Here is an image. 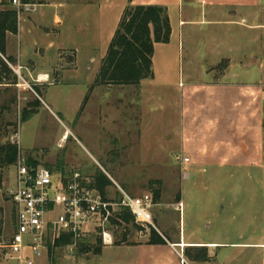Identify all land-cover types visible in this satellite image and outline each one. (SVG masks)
<instances>
[{
    "label": "rangeland",
    "instance_id": "rangeland-1",
    "mask_svg": "<svg viewBox=\"0 0 264 264\" xmlns=\"http://www.w3.org/2000/svg\"><path fill=\"white\" fill-rule=\"evenodd\" d=\"M248 8L251 15L243 14L245 19L240 24L208 26L185 35L181 42V70L186 73L189 69L196 81L209 80L201 72L204 66L214 64L213 68L223 70L230 64L227 58L220 61L219 55L237 60L234 69L239 74L243 71L240 63L264 67V0H251ZM253 24L263 26L256 29L247 26ZM102 51L103 45L98 41L90 55L93 60L89 62L84 53L79 54L77 68H74L73 50L63 51L60 53L63 57L60 73L63 69L67 71L62 78L55 77L58 72H52L41 81L26 76L23 69L17 75L12 69L17 65L8 63L13 72L12 81L15 75L16 83L0 84V242L7 240L12 230L13 211L8 191L15 188L19 160L42 164L61 173L79 171L87 181H94V176L102 172L112 179L109 178L111 185L106 187V195L114 198L118 195L113 181L131 195L152 193L158 184L151 187L149 182L160 181V197L157 202L153 200L155 205L150 213L153 224L169 239V235L177 232L180 212L177 203L182 197L192 201L203 197L216 202L220 195L226 202L234 200L236 203L226 206L222 215L236 214L239 218L238 222H226L224 228L220 226L221 231L231 234L235 228L247 232L262 221L258 225V235H263L264 176L261 178L253 173L250 180L240 173L237 181L227 175L220 181V191L213 189L206 194L201 188L208 186V182L202 181L200 174H194V182L198 181L199 186L191 185L193 187L188 189L191 180L185 179L187 170L179 161L178 138L174 133L180 121L178 102L174 101L176 96L179 98V93L148 83L94 85L97 88L90 92L89 86L99 72ZM249 54L256 56L255 61L244 59ZM253 71L251 69L245 78H254ZM85 95H88V101L81 111L80 104ZM202 95L197 94L193 101ZM24 112L27 118L23 121ZM66 129L69 132L64 137ZM12 138L18 143H12ZM6 144L15 145L17 149L11 163L1 159V149ZM191 209L197 219L206 213L200 206ZM160 217L164 218L165 229L160 225ZM184 220H187L185 216ZM150 227H141L135 222H112L94 229L72 251L66 245L49 243L48 260L50 264H94V254L86 248L93 246L98 238L103 244V232L112 234L118 241L122 237L131 241L139 239L140 233L149 236ZM194 232L195 237L203 233ZM241 251L231 252L226 263L233 264L238 257L239 264H246L248 255ZM250 251L251 254L259 253L262 249ZM193 253L199 258L207 257L204 250ZM256 261L259 264V254Z\"/></svg>",
    "mask_w": 264,
    "mask_h": 264
},
{
    "label": "crops",
    "instance_id": "crops-1",
    "mask_svg": "<svg viewBox=\"0 0 264 264\" xmlns=\"http://www.w3.org/2000/svg\"><path fill=\"white\" fill-rule=\"evenodd\" d=\"M129 3L164 5L168 10L170 40L154 44V76L140 84L148 83L179 93V98L176 96L174 101L178 102L180 121L174 133L178 138L179 153L189 158L187 163H181L187 170L185 179L191 180L188 189L191 185L199 186L198 181L194 182V174H200L202 181L208 182V186L201 188L206 194L213 189L220 191V181L227 175H232V179L237 181L240 180V173L250 180L253 173L262 178L264 67L239 62L243 70L239 74L234 69L237 60L219 55L220 61L229 60L228 68L220 70L213 68L214 64L206 65L201 72L209 80L196 81L189 69L186 73L181 70L180 54L181 42L190 32L208 26L217 28L215 26L240 24L245 19L243 14L251 15L248 8L251 0H31L27 4L32 9L22 11L17 18V32L6 34L5 55L13 58L14 63L32 79L45 80L52 72H58L55 77L62 78L67 70L63 69L60 73V60L63 58L60 53L73 50L74 68H77L79 54L84 53L91 62L93 58L90 55L100 41L104 56L121 13ZM5 8L13 6L9 0H0V10ZM247 26L256 29L263 25ZM255 57L249 54L244 59L255 61ZM251 69L254 70V78H245ZM95 87L90 84V92ZM199 93L203 95L193 101ZM87 101L88 98L82 108L80 104L81 111ZM67 132L68 129L64 137ZM216 198L215 202L203 197L195 201L182 197L177 203L180 211L177 232L169 235L171 239L156 226L154 228L165 240L164 244L148 243L147 234H142L139 239L119 242L112 234L106 233L99 254H94V264H227L229 254L241 250L248 255L246 264H257V254L259 264H264V234L258 235V225L262 221L247 232L233 227L230 231L233 235L221 231L220 226L224 228L226 222H238L239 218L236 214L231 217L222 215L226 206L236 204L234 200L226 202L223 195ZM195 206L202 207L206 212L198 219L191 214L194 212L191 208ZM159 220L165 229L164 218ZM193 229L203 231L202 235L195 237ZM258 238L263 240H256ZM195 248H204L207 257L197 258L193 253ZM252 248H261L262 251L251 254ZM25 253L30 255L28 249ZM235 259L233 264H239L238 257ZM0 264L19 263L5 258L0 249ZM34 264H50L47 251Z\"/></svg>",
    "mask_w": 264,
    "mask_h": 264
},
{
    "label": "built area",
    "instance_id": "built-area-1",
    "mask_svg": "<svg viewBox=\"0 0 264 264\" xmlns=\"http://www.w3.org/2000/svg\"><path fill=\"white\" fill-rule=\"evenodd\" d=\"M9 2L17 18L22 11L32 9L21 0ZM12 69L20 75V66ZM11 142L17 141L12 138ZM178 158L182 164L189 161L181 154ZM113 182L117 198L103 196L94 182L83 179L79 171L61 173L42 164L19 160L15 188L8 191L13 211L12 230L9 238L0 242L3 256L19 264H34L47 251V245L54 244L62 235L71 236V243L66 246L72 251L94 229L112 223V218L120 222L118 213L122 209L131 212L137 225L155 228L150 213L155 205L152 193L131 195ZM26 249L30 255L25 253Z\"/></svg>",
    "mask_w": 264,
    "mask_h": 264
},
{
    "label": "trees",
    "instance_id": "trees-1",
    "mask_svg": "<svg viewBox=\"0 0 264 264\" xmlns=\"http://www.w3.org/2000/svg\"><path fill=\"white\" fill-rule=\"evenodd\" d=\"M23 3H29L31 0H21ZM17 32V13L14 8H5L0 10V84L7 85L16 83L14 75L12 81V69L8 63H14V59L5 55L6 34ZM171 25L167 7L158 4L133 5L127 4L120 16L117 27L107 46L105 55L101 60L98 75L91 85H137L143 80L152 79L154 76L152 66V56L155 43H168L170 40ZM35 87V86H34ZM85 95L81 108L87 100ZM27 114L24 112L23 121ZM2 158L11 163L15 160L17 149L15 145L6 144L2 147ZM51 168V167H50ZM94 186L99 189L103 196H106V187L111 185L110 179L104 173H98L94 176ZM1 183V177H0ZM158 184L152 189L153 200L157 202L160 197V181L153 180L149 182ZM120 222H132L134 217L127 209H122L118 213ZM112 222L118 223L112 218ZM120 241H126L122 237ZM119 241V242H120ZM151 244H164L163 237L150 227L147 240ZM71 243L70 235H62L54 243L55 246H65ZM102 241L98 238L93 246H88L87 251L93 254H99L102 247ZM192 250L193 248H189ZM197 252L205 250L204 248H195ZM197 258L200 256L196 255Z\"/></svg>",
    "mask_w": 264,
    "mask_h": 264
}]
</instances>
